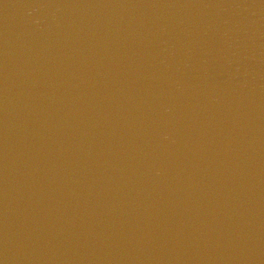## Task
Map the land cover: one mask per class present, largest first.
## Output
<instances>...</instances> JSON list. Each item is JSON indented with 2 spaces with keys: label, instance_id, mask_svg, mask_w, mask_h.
<instances>
[{
  "label": "water",
  "instance_id": "1",
  "mask_svg": "<svg viewBox=\"0 0 264 264\" xmlns=\"http://www.w3.org/2000/svg\"><path fill=\"white\" fill-rule=\"evenodd\" d=\"M262 0H0V264H264Z\"/></svg>",
  "mask_w": 264,
  "mask_h": 264
},
{
  "label": "snow or ice",
  "instance_id": "2",
  "mask_svg": "<svg viewBox=\"0 0 264 264\" xmlns=\"http://www.w3.org/2000/svg\"><path fill=\"white\" fill-rule=\"evenodd\" d=\"M262 2H264V0H262Z\"/></svg>",
  "mask_w": 264,
  "mask_h": 264
},
{
  "label": "clouds",
  "instance_id": "3",
  "mask_svg": "<svg viewBox=\"0 0 264 264\" xmlns=\"http://www.w3.org/2000/svg\"><path fill=\"white\" fill-rule=\"evenodd\" d=\"M262 6H264V5H262Z\"/></svg>",
  "mask_w": 264,
  "mask_h": 264
}]
</instances>
